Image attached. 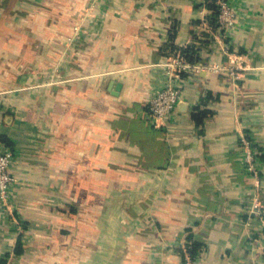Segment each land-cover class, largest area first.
Segmentation results:
<instances>
[{
    "label": "crops",
    "instance_id": "crops-1",
    "mask_svg": "<svg viewBox=\"0 0 264 264\" xmlns=\"http://www.w3.org/2000/svg\"><path fill=\"white\" fill-rule=\"evenodd\" d=\"M240 11L233 51H255L262 66L237 80L183 72L158 127L146 102L170 52L230 60L200 35L213 17L205 3L0 0V136L15 178L0 202L3 264H182L190 239L203 243L198 264H264L239 145L247 133L264 170V0H242ZM196 106L213 111L200 125ZM261 184L264 199V173Z\"/></svg>",
    "mask_w": 264,
    "mask_h": 264
},
{
    "label": "built area",
    "instance_id": "built-area-1",
    "mask_svg": "<svg viewBox=\"0 0 264 264\" xmlns=\"http://www.w3.org/2000/svg\"><path fill=\"white\" fill-rule=\"evenodd\" d=\"M218 9V21H220L221 25H223L225 20L229 22L230 20L228 17L230 15L226 3L220 2ZM159 66L162 68L166 80L163 86L155 91L146 102L148 118L153 125L158 127L163 124L166 117L173 111L180 100L181 74L186 71H200L204 68L202 62L189 61L178 50L170 52ZM219 67L218 64H213L209 66V69L218 70ZM230 70L231 75H236L233 71V67H230ZM239 145L242 151L243 169L254 178H257L256 180L258 181V179L262 177L264 170H260L262 163L254 141L245 135H240ZM13 154L12 148L0 139V202L3 204H7L11 195V186L15 181L14 176L9 170ZM259 197V194L252 197L248 212L253 216L251 219L261 227L264 240V208H262L263 202ZM182 264H198V255L192 257L187 250H184Z\"/></svg>",
    "mask_w": 264,
    "mask_h": 264
},
{
    "label": "rangeland",
    "instance_id": "rangeland-1",
    "mask_svg": "<svg viewBox=\"0 0 264 264\" xmlns=\"http://www.w3.org/2000/svg\"><path fill=\"white\" fill-rule=\"evenodd\" d=\"M209 1H215L217 6L220 4V2H225L226 6H228V11H229V22L228 20H225L223 25H221L220 21H218V15H219V9L217 8L216 11L217 13H214L212 11V20L211 22H207V20L204 22L203 26L200 29V35L204 36L205 41H208L209 39H213L214 41H218L221 44H223L224 49L226 51V54L230 56V60L228 61V63H226L225 65L220 64V63H213V64H218L220 67L218 68V71L223 70L225 71V73L230 76L233 79H236L239 77V73L240 72H246L248 70H252L254 68H256L255 66H262V64H255L253 63L252 60H254L253 58H255L256 56V52L251 50L250 52H243V51H238V52H234L233 50V44H232V36L234 33V30L236 27H238V25H241L243 20V16L241 15V11H240V5L242 4V0H196V3L198 4H206ZM224 20V19H222ZM259 24L263 25L264 24V20L263 19H259L257 21ZM202 31V32H201ZM231 51V52H230ZM204 65L203 69H209V66H212V63H206V62H202ZM230 67H233V71L234 73H236V75H231L230 74ZM201 71V70H200ZM215 71V70H214ZM195 72H199V71H195ZM240 135H245L247 137H249L251 140L252 138L250 136H248L247 133L242 132L240 133ZM255 144V143H254ZM256 145L257 151H260V149L258 148V145ZM260 167V166H259ZM263 167H260V170H262ZM262 172V171H261ZM260 172V173H261ZM250 175V174H249ZM253 177V176H251ZM255 181L254 183L251 185V188L249 190V194L247 197V203L245 204V210L244 213L246 214V218H253V216H251L248 212V207L251 204V200L253 196H256V194L260 195V200L263 202L264 204V199L262 196V189H263V185L261 184V178L258 179V181L256 180L257 178H254ZM263 208V206H262ZM182 252L184 253V250H186V243L183 244L181 246ZM183 259V257H182Z\"/></svg>",
    "mask_w": 264,
    "mask_h": 264
},
{
    "label": "trees",
    "instance_id": "trees-1",
    "mask_svg": "<svg viewBox=\"0 0 264 264\" xmlns=\"http://www.w3.org/2000/svg\"><path fill=\"white\" fill-rule=\"evenodd\" d=\"M206 5L214 13H217L216 9L218 8V6H217L215 1H209V2L206 3ZM172 48H174V47H172ZM177 50L181 54H183L186 57V59L189 60V61L199 60V57L196 54V50L192 46H186L184 48H177ZM212 113H213V111L211 109H209V108L196 106L192 110L190 117H191V119L194 121V123L196 125H200ZM0 139L2 141H4L6 144H8V145L10 144V142L6 138L0 136ZM259 157H260V159L262 158L260 153H259ZM202 246H203L202 242L190 239V241L187 242V244H186V250L190 253V255L192 257H195V256H197L198 251L200 250V248ZM22 247H23V244H22L21 240L18 239L16 241V244H15L14 248H13V252L15 254H19L22 251ZM8 255L9 254L6 253L5 255H3L1 257L0 264H3V263L6 262ZM182 257H183V252H182Z\"/></svg>",
    "mask_w": 264,
    "mask_h": 264
}]
</instances>
